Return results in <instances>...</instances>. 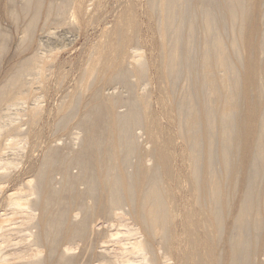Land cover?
<instances>
[{"label":"bare ground","instance_id":"1","mask_svg":"<svg viewBox=\"0 0 264 264\" xmlns=\"http://www.w3.org/2000/svg\"><path fill=\"white\" fill-rule=\"evenodd\" d=\"M107 1L0 0V264H264V0H120L105 15ZM141 8L154 62L130 45ZM98 22L104 39L51 107L49 73L57 88L68 76L37 31ZM183 180L194 205L176 212Z\"/></svg>","mask_w":264,"mask_h":264},{"label":"rangeland","instance_id":"2","mask_svg":"<svg viewBox=\"0 0 264 264\" xmlns=\"http://www.w3.org/2000/svg\"><path fill=\"white\" fill-rule=\"evenodd\" d=\"M118 1L120 3V0H108L107 3L105 2L106 4H105L104 8H105V11L107 9V11H106L107 13L105 12L104 14L105 15H109V14L111 15L115 11L113 9H117V6L119 4V3L117 4ZM113 6H115V7H113ZM143 6H144V3H143ZM89 7H92V5H89ZM110 11H112V12H110ZM141 11H142V13H141ZM141 11H140V13H141L140 14L141 15V21L144 24V25L142 24V29H144L146 31H143L142 41L141 40L140 41H133L130 45L134 46V48L135 47L139 48L142 51V53H143V55L145 56L146 59L148 57H149L148 59H150V60H151L152 57H153V59L155 58L154 60L153 59L151 60V61L154 62L159 57V50H160V47H161L160 38L158 37V34L156 32L151 31L152 29L149 27L150 25L147 26V24H149V20H148L149 18H148L147 15H146L147 19L144 17L145 14H146L144 12V9L141 8ZM143 12H144V14H143ZM104 14H103V16H104ZM103 16H102V18H103ZM142 16L144 17V19H143ZM108 17L109 18H107L106 20H104V18H103L104 21L101 20V22L104 23V22L107 21L109 23L112 20L113 17H110V16H108ZM145 20H147L148 22H146ZM101 22H98L99 24L98 23L91 24L87 28L85 27L86 31H85V29L83 27H79V26H75V28H73L74 26H72L71 28H69L70 25H65L66 27H64L63 25L57 27L54 24H50L51 26L50 25L49 26L46 25V29L44 27L42 30L39 29L37 31L39 41H41V44H42V45H40L41 46L40 49L44 53L43 54L44 58L46 59V56H48L47 57L48 61L53 60L54 61L53 64H56V63L58 64L61 61L62 62V66L61 67L64 68V69L62 68L61 70H63L66 73V76H68L65 79L66 81L63 82L64 84L61 83L60 88H57L56 87L57 86V82L54 79L55 76L53 75L52 77H50V73H49V78L52 79L50 84L52 86V91H53L52 99L50 100L51 107L52 106H56V104L59 102V100H62V98L66 94V91H67L68 87H70L69 84L72 85L74 83L73 81H76V79L78 78V72L80 71V66L84 65V64H86L88 62L90 54H91L92 50L94 49V47H96V46L99 47V45L101 44L100 39L101 40L104 39L102 37L104 35H102V36L99 35V34H103L104 33V32L102 33V29H103V27H105V24L102 25ZM107 22H106V24L111 27L112 26V21L109 24ZM95 24H98L97 28H96ZM109 26H108V28H109ZM93 27H95V28H93ZM225 29L226 28L223 29V31L225 33L222 31V35L226 34V36L224 35V37H225V39L226 38L228 39L229 38L228 35H230V33L228 32L229 33L228 34L226 31H229V30L228 29L225 30ZM78 30H79V32H78ZM200 35H201L200 31H198L196 36H200ZM144 36H146V37H144ZM99 37H101V38H99ZM168 37H172V34L169 33ZM46 54H48V55H46ZM50 57L52 59H50ZM54 67H52L50 70L54 69ZM50 70L48 72H50ZM156 75L158 76L157 73H156ZM154 76H155V74H154ZM69 78H71V79H69ZM180 82L181 81H178L177 85H179ZM145 83L146 82H144V81L141 82V86L142 85L146 86ZM118 84L119 83H116L114 85V87L116 89H118L119 91L120 90L124 91L125 93L124 92L123 93L126 94L127 93V89L122 84H119V85ZM152 84H154V83H152ZM162 85L167 87L169 89V91H170V85H171L170 81L164 80V81H162ZM149 86L151 88H153V98L156 101L157 99H156L155 96H157V98L159 96V93L158 92L156 93V90L158 91V88L156 87L155 84L154 85H147L148 88H149ZM154 86H155L156 89H154ZM56 89H57V91H56ZM54 91H56V92H54ZM63 93H65V94H63ZM66 99H67V97H66ZM164 100H166V96L165 95L163 97V102H164ZM157 117H158V120H159V124H163L164 125V123L166 121V117L161 116V113ZM72 121L74 122V120H72ZM52 123H53V121H52ZM58 123H60V124H57L59 127H61V125H64V123L61 124L62 123L61 121L58 122ZM71 124H72V122H71ZM71 124L69 125L68 128H67V125H65L66 128L64 126L65 129L61 128V130H63V131H61L59 129V127H58V129L61 132L58 130L57 133L59 135L58 134L57 135L63 138L61 140L60 137H59L61 142L64 141L65 143H68L67 141H69V140L71 141L72 140L70 137L71 136L73 137L74 134H71V132L72 133H73V131L75 132L76 128H75L74 125H71ZM155 131H156V134H157L158 130L155 129ZM135 132H137V133L141 132L142 136L140 137V139L145 138V136L147 135V133L145 132V128H143L142 126L140 128L138 127L135 130ZM159 134H161L160 131H159ZM189 158H190V155H189V151H188V145H185V144L180 145L178 147V160H179V162L183 163V169H184L183 172L186 171V168L189 166V164L191 162ZM73 171H77V168L74 169ZM183 182L184 183L182 184L181 187H179V186L178 187L177 186L172 187L171 196H168L169 204L172 205L173 209L176 212H179L182 209H190L194 205L192 200H191V197H190L191 192H190L189 188H187L188 187V183L186 182V180H183ZM127 216H129V215H127ZM106 223H108V222L106 221ZM108 224H110V222ZM108 224H105V225H108ZM112 226H110L112 231L117 230L121 234L123 233V231H124V227L123 226L117 225V224L114 225L113 227ZM110 227H109V230L111 231ZM103 240H104V238H103ZM103 240H101V241H103ZM101 241L99 240V242H101ZM98 249H99V247H97V250ZM76 250L81 252V250H79V248H77ZM80 252H78V253L81 254ZM95 258H97V259H95ZM80 259H81V262L85 261L87 263L89 262L88 264H90V263L91 264H97L98 261L104 260V257H102V256H100L98 254L97 256L94 255V257L90 258L89 254H88V255H82V257ZM90 259H91V261H89Z\"/></svg>","mask_w":264,"mask_h":264}]
</instances>
